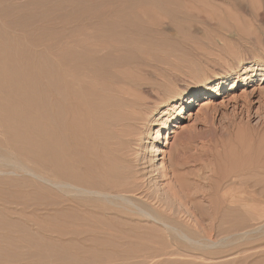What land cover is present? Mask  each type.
Listing matches in <instances>:
<instances>
[{"label":"rangeland","instance_id":"1","mask_svg":"<svg viewBox=\"0 0 264 264\" xmlns=\"http://www.w3.org/2000/svg\"><path fill=\"white\" fill-rule=\"evenodd\" d=\"M75 31L80 32L78 37L73 36ZM74 39L109 61L105 69L78 72L79 85L107 86L120 73L141 77L140 65L150 58L152 80L172 79L183 72L176 87L185 88L217 68L237 66L240 61L264 63V0H0L1 153L34 170L38 169V121H29L26 115H38L39 120V83H46L50 96L55 46L60 41L66 47ZM258 83L245 88L240 84L239 97L241 90L250 92ZM230 89L224 90L207 114L198 115L195 108L194 117L186 122L190 132L185 130L173 143V176L183 184V197L176 201L162 179L158 185L163 187L149 191L153 200L168 203L167 209L180 208L184 225L189 221L197 225L196 240L217 244L224 239V246L192 247L167 236L166 243L160 237L152 240L142 228L130 232L121 225L146 222L111 215L93 218L82 209L86 224L114 226L103 237L133 245L90 251L71 248L73 242L83 244L90 236L55 235L53 208L39 195L36 180L4 168L9 175L0 176V264H142L144 260L149 264H264L263 233L232 239L249 225L247 213L256 219L264 210V109L258 113V105L248 107L243 97L223 106L224 93ZM51 109L49 104L47 113ZM92 123V118H85L84 137ZM175 123L166 127L161 146L166 144V133L172 140ZM74 131L73 144L79 145ZM88 148L91 158L98 149ZM95 162L93 173L101 174L100 162ZM47 201L51 204L50 198ZM169 239L178 246L168 248ZM44 242H54L60 251L46 250L40 246ZM172 250L175 255H170Z\"/></svg>","mask_w":264,"mask_h":264},{"label":"bare ground","instance_id":"2","mask_svg":"<svg viewBox=\"0 0 264 264\" xmlns=\"http://www.w3.org/2000/svg\"><path fill=\"white\" fill-rule=\"evenodd\" d=\"M79 34L80 32L75 31L73 36L78 37ZM59 42L54 51L50 96L47 94L46 83L41 81L38 86L40 118L38 120V115H34V121L33 114L26 113L29 121L36 124L38 121L35 129L40 139L37 145L38 169L34 170L26 163L19 162L9 153L2 154L1 152L4 151L0 147V176L9 175V173L4 174L3 169L10 168L11 174L20 173L23 174L22 176L36 180L39 184V195L46 201L48 207L53 208L55 235L90 236V238L86 237L87 240L83 238V241L86 240L83 244L69 243L71 248L79 246L83 251H90L97 247L133 245L132 242L124 243L103 237L105 232L111 233L115 229L114 226L86 224L82 209L87 216L93 218L111 215L114 219L123 218L132 221L137 219L138 222H146L143 225L134 223L135 221L121 225L130 232L142 228L144 234L152 240L160 237L166 243L165 236H167L174 238L175 241L179 238L184 245L188 244L192 247L211 249L224 246L227 241L224 239L217 244L196 240L194 235L197 225L190 221L189 224L184 225L179 219L182 216L179 207H176L179 211L171 208L173 206L167 209L168 203L163 205L160 199L153 200L149 191L154 186L163 187V184L158 185V180L162 179L167 182L165 190L175 196V199L180 200L183 197L181 187L183 184L173 176L175 169L172 147L178 137L187 130L186 122L194 117L195 108H199L198 115L207 114V110L217 104L216 100L229 86L230 92L224 93L225 97L221 102L223 106L243 97L248 107L258 105V113L264 109V63L240 61L237 66L227 69L217 68L213 74L206 75L197 84L179 88L176 87V81L182 77L183 72L175 73L172 79L152 80L150 58H148V61L140 65L141 73H144L141 77L120 73L115 77V81L107 86H90L89 82L79 85L75 76L78 72L83 69H105L109 61L105 59L106 56L95 52L91 47L80 45L75 39L67 43L66 47ZM207 60H210V57H207ZM256 80L259 83L253 90L248 92L243 89L239 97L237 89L240 84L245 88ZM49 104L52 108L51 113H47ZM86 117L92 118L93 123L88 130V136L84 137L82 133L87 131ZM173 121L177 123L172 131V140L169 141L170 138L166 133V144L161 146L163 132ZM74 128L77 131L75 139L80 140L79 145L73 144ZM89 145L98 149L97 153L91 156L94 161L89 157ZM95 161L100 162L103 170L101 174L93 173ZM174 162L176 163V160ZM81 165H84L83 168L80 167ZM49 198L51 204H48ZM262 211L264 210H261V214ZM260 215L253 219L254 217L247 213L249 225L245 216L242 225L245 224L244 222L247 225L238 230L239 232H236L232 239H245L255 234H264V220ZM65 218L69 221L64 220ZM12 225L17 224L12 223ZM231 230L233 232L234 229ZM167 245L171 249L175 248L173 246H178L176 242L171 243L170 239ZM40 246H44L49 251H60L61 248L54 242H44ZM67 248L70 247L67 246L65 249ZM62 252L69 260L72 259L66 253L68 251L62 249ZM171 252L170 255L176 254L174 250ZM223 258L225 257L221 259ZM141 263L149 264L147 260Z\"/></svg>","mask_w":264,"mask_h":264}]
</instances>
